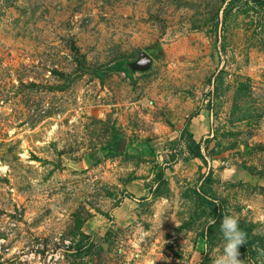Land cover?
Here are the masks:
<instances>
[{
  "label": "rangeland",
  "instance_id": "1",
  "mask_svg": "<svg viewBox=\"0 0 264 264\" xmlns=\"http://www.w3.org/2000/svg\"><path fill=\"white\" fill-rule=\"evenodd\" d=\"M226 213L264 264V0H0V264H211Z\"/></svg>",
  "mask_w": 264,
  "mask_h": 264
},
{
  "label": "clouds",
  "instance_id": "2",
  "mask_svg": "<svg viewBox=\"0 0 264 264\" xmlns=\"http://www.w3.org/2000/svg\"><path fill=\"white\" fill-rule=\"evenodd\" d=\"M215 223V221H213ZM222 237V248L217 249L211 264H243L238 259V247L246 243V233L239 227V219L232 214H224L219 225Z\"/></svg>",
  "mask_w": 264,
  "mask_h": 264
},
{
  "label": "trees",
  "instance_id": "3",
  "mask_svg": "<svg viewBox=\"0 0 264 264\" xmlns=\"http://www.w3.org/2000/svg\"><path fill=\"white\" fill-rule=\"evenodd\" d=\"M113 67V66H112ZM114 68L115 69H117V67L114 65ZM109 69H113V68H109ZM190 137V136H189ZM191 142V144H190V151H191V155H192V157H194V158H198V159H202V154H201V152H200V146H199V143H197V142H195V141H193L192 140V138H191V140H190ZM198 198L200 199V200H203L200 196H198ZM212 205V207H213V210H215L216 211V209H215V207H214V205L213 204H211ZM220 221H221V219L219 218L218 219V222H217V226L219 227V225H220ZM213 230V227L212 226H210L209 228H208V232H211ZM240 247V249L243 251V246L242 245H240L239 246ZM80 250H82V248H80Z\"/></svg>",
  "mask_w": 264,
  "mask_h": 264
},
{
  "label": "water",
  "instance_id": "4",
  "mask_svg": "<svg viewBox=\"0 0 264 264\" xmlns=\"http://www.w3.org/2000/svg\"><path fill=\"white\" fill-rule=\"evenodd\" d=\"M148 62H149V58L144 53H141L138 60L135 62V66L144 68L147 66Z\"/></svg>",
  "mask_w": 264,
  "mask_h": 264
},
{
  "label": "built area",
  "instance_id": "5",
  "mask_svg": "<svg viewBox=\"0 0 264 264\" xmlns=\"http://www.w3.org/2000/svg\"><path fill=\"white\" fill-rule=\"evenodd\" d=\"M4 243V240L2 239V237H0V250H1V245Z\"/></svg>",
  "mask_w": 264,
  "mask_h": 264
}]
</instances>
